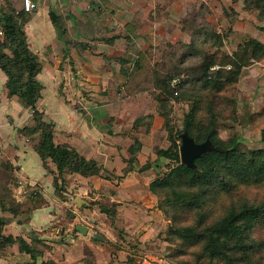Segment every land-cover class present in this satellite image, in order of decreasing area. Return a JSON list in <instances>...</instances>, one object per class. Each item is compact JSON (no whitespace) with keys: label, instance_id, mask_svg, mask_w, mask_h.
<instances>
[{"label":"rangeland","instance_id":"rangeland-1","mask_svg":"<svg viewBox=\"0 0 264 264\" xmlns=\"http://www.w3.org/2000/svg\"><path fill=\"white\" fill-rule=\"evenodd\" d=\"M246 4L245 0H126L124 9L119 12L108 4L96 8L91 0L89 9L79 13L50 9L59 16V28H54L58 40L44 47L37 40V25H52L50 15L41 17L35 15L37 8L35 12H26L16 6L15 0H0V12L10 9L17 21L24 24L27 43L42 66L36 78L42 85L41 97L34 108L24 106L18 99L19 117L24 123L13 126L15 132L29 141L26 142L29 148L35 151L39 144L41 131L34 132L39 128L51 127L56 145H67L75 150L74 143L80 144L77 139L67 142L58 137L55 141V133L73 129V122L88 121L98 126L102 123L103 129H114V125L109 124L118 122L120 130L117 134L111 130L117 139L108 141L111 148L104 150L105 155H96L97 149L93 151L95 159H87L77 150L85 159L98 163L99 176L84 177L67 172L55 179L58 171L48 160L42 162L46 179L41 184L28 185L10 174L9 165L0 162L1 170L6 171L0 174V184L5 183L0 187V207L3 204L6 213L13 216L8 220L27 223L34 212L41 209H46L44 214L52 215L51 222L44 221L42 228L32 227L28 240L37 259L30 256L28 264L193 261L195 248L183 247L170 231L175 225H195L197 214L174 219L165 204L166 195L153 193L150 185L177 166L175 161L163 158L160 166L155 167L157 152L171 146L166 119L174 131L183 130L184 118L194 99L202 96L203 103L209 104L213 93L202 92L198 96V92L192 97V92L201 86L199 82L189 81L179 96L170 94L164 106L159 99L166 96L163 92L170 78L181 75L186 79V73L199 76L210 57L216 55L221 62V54L233 56L250 40L264 46V14L255 7V0H250L248 8ZM30 21L33 23H27ZM118 38L124 40L121 56L106 59L101 48L103 43H113ZM88 48L92 53L96 51L95 66L99 68L91 80L81 78L83 74L76 70L74 60V57H83ZM100 49L103 52L98 53ZM38 50L42 55L36 53ZM6 52L12 55L10 50ZM117 63L119 73L115 68ZM57 66L60 74L54 83L50 76ZM110 67L113 76L107 81L99 80L105 70L110 72ZM87 84L107 88L102 94L104 99L92 100ZM220 95L223 97L221 114L217 117L220 138L230 141L236 137L244 153L264 152V59H251L238 81ZM206 117L203 111L198 120L204 123ZM1 148L3 152L7 147ZM148 164L151 168L142 171ZM9 185L21 187L23 191L15 193ZM243 192L244 199L264 202V187L245 188ZM78 199L81 207L77 206ZM209 206L208 211L213 213L210 220H215L223 216V211L240 205L235 195L223 197L217 205L212 201ZM72 215L75 218H71ZM77 225H84L89 233L82 235ZM97 236L104 237V241H96ZM254 237L263 241L264 228H259ZM259 258L264 260V252Z\"/></svg>","mask_w":264,"mask_h":264},{"label":"trees","instance_id":"trees-1","mask_svg":"<svg viewBox=\"0 0 264 264\" xmlns=\"http://www.w3.org/2000/svg\"><path fill=\"white\" fill-rule=\"evenodd\" d=\"M245 2L251 6L250 0ZM255 2V7L264 14V2ZM22 8L25 10L23 3ZM49 15L52 25L58 29L59 16L53 11H50ZM244 45L233 56L221 54V62L216 59V55L210 57L199 76H196L197 73H186V79L181 75L170 78L165 86L166 91L163 92L166 96L159 99L164 106L167 97L170 94L179 96L181 89L189 84V81L199 82L201 86L199 90L192 92V97L198 92V96L202 92L213 93L209 104L203 103L202 96L194 99L191 110L184 118L183 130L174 131L166 119V131L171 146L167 150L157 152L155 167L160 166V159L163 158L175 161L177 166L150 185L153 193L166 195L165 204L173 212L174 219L175 216L179 219V216L191 213L198 216L195 225H175L170 231L183 247L196 250L192 262L182 261L180 264H264V260L259 258L264 252V239L258 241L254 237L259 228H264V202L241 197V192L245 194V188L264 187V152L244 153L239 149L236 137L224 141L218 133L217 117L221 114L223 104L221 92L238 81L242 69L251 59H264V46L261 43L250 40ZM8 50L12 55L6 52ZM217 66L219 69H212ZM0 70L7 77L8 98L17 97L24 106L34 108L43 92L42 85L36 79L42 72V66L39 57L30 50L24 24L17 21L10 9L0 12ZM176 79H181L180 84L172 87V82ZM203 111L207 114L204 123L198 120V115ZM139 122L136 121V124ZM38 130L41 131V139L35 152L43 163L51 160L58 171V177L56 175L55 179L61 178L67 172L84 177L100 175L101 167L97 162L85 159L77 150L67 145H56L51 127L39 128L34 132ZM184 132L198 144L209 139L222 151L204 155L196 160L197 168L190 169L181 163L180 158L181 135ZM150 168L148 164L141 170ZM235 195L240 206L223 211V216L210 220L213 215L208 211L210 203L213 201L217 205L223 197L231 198ZM4 224L5 221L0 218V239L4 245L18 243L21 252L36 260L34 248L30 244L21 238L13 239L2 235ZM42 264L57 263L49 261Z\"/></svg>","mask_w":264,"mask_h":264},{"label":"crops","instance_id":"crops-1","mask_svg":"<svg viewBox=\"0 0 264 264\" xmlns=\"http://www.w3.org/2000/svg\"><path fill=\"white\" fill-rule=\"evenodd\" d=\"M13 0H11L12 2ZM95 7L98 8L100 6H105V4L110 5L113 9H117L119 12L124 9L126 5V0H92ZM32 2L35 4L37 10H35V15L44 17L45 15H48L51 10H58V11H70V12H81L84 10L89 9V4L91 3V0H32ZM16 6L22 7L21 0H15ZM107 6V5H106ZM109 7V6H108ZM49 20V19H48ZM49 22V21H48ZM27 23H33V21L27 22ZM39 23V22H36ZM50 24V22H49ZM29 24L27 25V32L29 28ZM38 26L37 30V40L39 45H42L44 47H49L51 43L58 40V36L56 34V31L54 27L50 24L49 26ZM36 26V27H37ZM109 26L113 29L112 24L109 23ZM121 26V25H118ZM111 38V36H110ZM31 43V41L29 40ZM114 43V44H113ZM113 43H103L104 54L106 55V59H116L121 56V50L123 49V43L124 40L121 38H118V40H115ZM113 44V45H111ZM122 47V48H121ZM94 53L96 51H93ZM98 53L103 52L102 49L97 51ZM124 52V51H123ZM40 55L41 52L39 50L36 52ZM94 53H92V50H86L83 57L75 58L74 60L76 62V70H78V73H82L83 76L81 78L86 77L87 79H92L96 73V71L99 70L95 66V56ZM42 60V58H41ZM116 71L120 72V65L117 63L115 64ZM110 72L104 71L102 73V77L99 80H105L107 81L108 77H112L113 73L111 72L113 69L109 68ZM48 73V71L46 72ZM51 74L53 76H50L54 83H56V78L58 74H60V67L57 66L56 69L51 71ZM41 78V77H40ZM6 83H7V77L6 75L0 70V150H2L1 147H7L3 152H0V162H5L6 165H9L11 170L14 168L15 172L12 173L10 170V174H15L16 177L21 178L25 183L28 185H34V184H41L46 177V171L43 167L42 161L40 160V157L37 155V153L34 150H31L29 146L26 144V142H29L25 139V137H22V135L15 132L13 126H20L24 123V119L22 120L21 117H19L20 109H19V101L17 97L8 98L7 90H6ZM46 85V84H45ZM90 88L91 94L89 95L92 100L95 101V99H104V96H102L103 93L107 92V88L98 86H90L87 84ZM99 91V92H98ZM144 98L141 96L140 100H143ZM103 102V101H101ZM108 106V105H103ZM105 120H111L110 118H106ZM104 120V122H105ZM117 120V117H116ZM73 129H65L64 132H57L55 133V141L56 139L62 138L64 140H67V142H71L72 140L77 139L80 141L79 145H76L77 141L74 143L75 148L82 153L87 159L94 158L96 156L94 155V150L96 155L102 154L105 155L104 152L105 149L111 148L108 143V141H111L113 139H117L112 136V131L114 134L120 133V130L118 129V122L110 123L114 125V129L105 128L103 129L102 123L96 125L94 122L88 123V121H77L73 122ZM71 130V131H70ZM120 137V136H119ZM21 140H24L22 142ZM86 140V142H85ZM90 143V145L88 144ZM5 151V152H4ZM6 174V171L3 172L0 168V174ZM9 175V174H7ZM4 184H0V187L3 188ZM10 186V189L15 193H21L23 189L21 187H14ZM1 206V204H0ZM46 209H41L38 211H35L32 217V220L27 223H20L17 220L9 221L8 219L13 217L10 214L6 213L7 211L4 210V205L2 204V207H0V218L5 221V224L2 228V235L4 237H12L13 239L21 238L25 242L29 243L28 236L31 233L32 227L33 228H42L45 224L44 221L51 222L52 215L44 214L43 212ZM43 213V214H39ZM37 220V221H36ZM37 226V227H36ZM89 233V231H88ZM3 243V245H2ZM90 248L91 245H90ZM31 262V257L29 254L23 253L20 251V247L18 243H6L4 245V242L2 239H0V264H28Z\"/></svg>","mask_w":264,"mask_h":264},{"label":"water","instance_id":"water-1","mask_svg":"<svg viewBox=\"0 0 264 264\" xmlns=\"http://www.w3.org/2000/svg\"><path fill=\"white\" fill-rule=\"evenodd\" d=\"M215 151H222L220 148L216 147L214 143H212L209 139L201 144L195 142L193 138H191L187 132H184L181 135V145H180V158L181 163L186 167L195 170L196 160L203 157L206 154ZM77 206L81 207V202L77 200ZM71 218H75V215H72ZM77 230L82 235H87L89 229L84 225H77ZM96 241H104V237L97 236L94 238Z\"/></svg>","mask_w":264,"mask_h":264},{"label":"built area","instance_id":"built-area-1","mask_svg":"<svg viewBox=\"0 0 264 264\" xmlns=\"http://www.w3.org/2000/svg\"><path fill=\"white\" fill-rule=\"evenodd\" d=\"M24 8L27 12H33L36 9L35 4L32 0H24L23 1ZM181 79H176L172 82V87H175L180 84Z\"/></svg>","mask_w":264,"mask_h":264}]
</instances>
